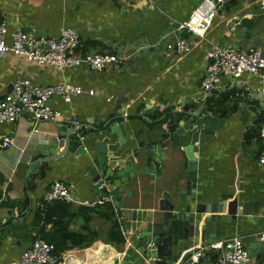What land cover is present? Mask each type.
Masks as SVG:
<instances>
[{
  "label": "crops",
  "instance_id": "1",
  "mask_svg": "<svg viewBox=\"0 0 264 264\" xmlns=\"http://www.w3.org/2000/svg\"><path fill=\"white\" fill-rule=\"evenodd\" d=\"M202 1L0 0V24L6 21L9 32L22 28L36 37H58L63 29H75L80 36V52L113 54L121 59L102 72L85 66L59 71L13 53L0 54V100L20 80L38 86L71 84L84 90L70 103L58 96L51 99V106L62 115L59 122H34L25 114L15 124L0 127V264H19L21 254L36 239L49 242L64 231L46 223L44 216L38 217L44 195L56 182L75 185L68 230L93 241L63 252L59 264H108L113 252H122L130 228L141 216L158 208L163 193L180 172L174 166V155L179 149L164 140L163 131L159 130L165 128L162 118L167 111L169 115L175 110H198L206 104L224 120L215 134L199 145L197 185L202 187L203 195L264 199V167L258 163L263 152L260 130L264 93L260 79L250 74L224 76L212 91L202 87L206 54L212 45L242 50L260 48L264 54V13L256 0H224L204 38L179 30L178 23L187 22ZM234 23L239 25L232 30ZM178 39H185L192 46L184 57L167 48ZM243 98L258 108L245 121L237 114ZM121 123L127 126L129 137L139 129L144 133L134 141L128 138L122 155L130 156L115 168L123 169L125 175L118 180L117 203L109 191L114 182L112 176L99 179L96 153L92 151L94 137L85 144L87 156L68 153L44 161L52 149L59 147L68 129L82 126L79 135L102 138L94 128L104 130L106 124ZM5 137L13 139L10 148L2 147ZM140 142L161 145L155 154L159 159L153 160L151 153L139 150ZM182 164L181 174L185 177L184 159ZM103 182L106 188L99 191L98 184ZM105 193L109 194L107 198ZM98 199L112 204L116 218L93 214L85 221L81 208L93 209L79 202ZM262 227L260 214L240 218V223L234 222L228 232H222L220 242L241 238L255 255L254 263L264 264L259 239ZM111 231L121 233L125 244L109 243ZM66 235L64 231L63 236ZM70 240L67 244L72 245L74 241ZM198 247L200 244L194 246Z\"/></svg>",
  "mask_w": 264,
  "mask_h": 264
},
{
  "label": "water",
  "instance_id": "2",
  "mask_svg": "<svg viewBox=\"0 0 264 264\" xmlns=\"http://www.w3.org/2000/svg\"><path fill=\"white\" fill-rule=\"evenodd\" d=\"M240 102L237 114L241 120H249L250 112H256L258 108L246 103L244 98ZM167 114L162 118L165 128L159 130L163 131L164 140L179 149L174 155V166L180 171L179 175L168 185L169 190L163 193L157 204L158 208L141 216L134 227L130 228L123 251L113 252L108 264H189L188 260L198 251V248H194L195 245L200 244L204 248L220 242L222 232H228L234 222L240 223V218L254 214L262 216L261 232H264V199L247 200L234 194L227 197L205 196L202 187L197 185L199 145L222 126L224 120L220 115L206 104L198 110L189 108ZM83 129L80 126L66 130L59 147L52 149L51 155L44 161L55 160L68 153L87 156L89 152L85 144L94 137L92 151L96 153L94 161L97 163L96 170L100 173L99 179L107 174L112 176L114 182L109 191L113 202L117 203L120 191L118 180L125 175L123 169L115 171V168L122 163V159L130 156L129 153L122 155L129 142L128 138L131 141L139 139L144 131L139 129L129 137L124 123L113 126L106 124L104 130L94 128L98 136L103 135L102 138H96L93 134L84 138L79 135ZM160 146L140 142L138 149L151 153L152 159L157 161L159 158L155 154ZM183 159L186 161L185 177L181 174V168L184 169ZM108 196V193L104 194V198ZM261 251L264 253L263 247ZM200 263L206 264L204 260H200Z\"/></svg>",
  "mask_w": 264,
  "mask_h": 264
},
{
  "label": "built area",
  "instance_id": "3",
  "mask_svg": "<svg viewBox=\"0 0 264 264\" xmlns=\"http://www.w3.org/2000/svg\"><path fill=\"white\" fill-rule=\"evenodd\" d=\"M224 0H203L192 12L190 19L178 23L179 30H185L197 37H205L214 19L217 17L219 5ZM258 9L264 13V0H256ZM239 23H234L235 30ZM11 37V43L8 42ZM80 36L75 29H63L58 37H36L33 33L22 28L9 32L6 21L0 24V54L13 53L27 61L38 65H49L62 70H76L83 66L95 72L105 71L118 64L121 59L116 55L100 52H80ZM168 50L178 57H184L192 50L191 44L185 39H178L176 43L169 44ZM206 71L202 87L205 91L216 88L221 78L239 77L250 74L260 79L264 93V54L260 48L247 50L236 49L230 46L212 45L206 54ZM84 90L80 86L61 84L54 86H38L28 80L14 83L13 90L0 100V127L3 124H15L22 115H30L34 122H59L60 111L51 106L53 97H61L65 103H70L74 97L80 96ZM90 95L94 91H89ZM263 125L260 138L263 143V152L258 163L264 167V109L261 113ZM13 139L5 137L2 140L3 148H10ZM73 183L56 182L44 195L43 203L73 202ZM106 188V183H99V191ZM103 200L81 201L83 207L96 208ZM259 239L264 249V232ZM210 256L207 257V254ZM213 257L214 260L212 259ZM251 252L244 245L243 239L235 237L224 242H216L208 247H198V251L188 260L189 264H255ZM60 256L56 254L53 244L36 239L31 247L21 254L19 264H59Z\"/></svg>",
  "mask_w": 264,
  "mask_h": 264
},
{
  "label": "trees",
  "instance_id": "4",
  "mask_svg": "<svg viewBox=\"0 0 264 264\" xmlns=\"http://www.w3.org/2000/svg\"><path fill=\"white\" fill-rule=\"evenodd\" d=\"M168 112V111H167ZM165 112V113H167ZM159 114V112H158ZM73 205L72 203L66 202H54L51 204H43V207L38 211V217L43 219L46 223H52L55 227L58 226L60 229L66 232V236L55 234L54 237L49 241L56 248V254L60 256L63 252L68 251L73 248H80L88 246L93 241L85 240V236H82L76 232H70L68 230L69 220L68 217L72 216ZM81 212H84L86 217L85 221H88L93 214H96L102 218L114 219L116 218L115 210L110 202H103L101 205L97 206L93 210L86 208H81ZM42 215V216H41ZM54 218H56L54 220ZM73 239L74 242L71 240ZM78 239V240H74ZM67 240H70L72 245L67 244ZM125 237L116 231H111L109 234V243L116 245L125 244ZM85 243V244H84ZM210 256V253L207 254V257Z\"/></svg>",
  "mask_w": 264,
  "mask_h": 264
}]
</instances>
